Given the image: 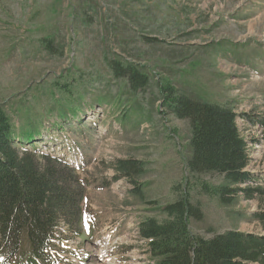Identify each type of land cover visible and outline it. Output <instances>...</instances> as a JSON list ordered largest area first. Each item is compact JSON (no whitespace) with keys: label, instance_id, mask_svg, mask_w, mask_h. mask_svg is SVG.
Listing matches in <instances>:
<instances>
[{"label":"rangeland","instance_id":"374dc122","mask_svg":"<svg viewBox=\"0 0 264 264\" xmlns=\"http://www.w3.org/2000/svg\"><path fill=\"white\" fill-rule=\"evenodd\" d=\"M114 63L149 83L133 92ZM169 86L235 108L264 182V0H0V108L86 184L81 235L61 227L56 264H150L139 224L164 222L183 196L203 214L190 221L200 238L264 236V197L224 206L205 193L223 178L187 169L190 125L169 113Z\"/></svg>","mask_w":264,"mask_h":264},{"label":"trees","instance_id":"16d2710c","mask_svg":"<svg viewBox=\"0 0 264 264\" xmlns=\"http://www.w3.org/2000/svg\"><path fill=\"white\" fill-rule=\"evenodd\" d=\"M109 66L133 92L149 83L148 76L133 66ZM165 91L169 113L190 125L187 169L192 175L212 174L224 180L222 186L206 187L205 193L224 206L239 195L250 200L264 197V182L247 170L250 153L235 108L191 99L170 86ZM44 143L32 129L18 134L0 108V264H56L53 253L63 235L61 227L66 226L67 236L81 235L86 184L65 159L40 150ZM135 166L126 162L119 169L129 175ZM162 213L164 222L145 219L138 227L150 264H264V236L235 230L210 239L194 235L190 221H201L203 214L187 197L165 206ZM253 218L264 230V212Z\"/></svg>","mask_w":264,"mask_h":264},{"label":"crops","instance_id":"0c3cea01","mask_svg":"<svg viewBox=\"0 0 264 264\" xmlns=\"http://www.w3.org/2000/svg\"><path fill=\"white\" fill-rule=\"evenodd\" d=\"M237 113V112H236Z\"/></svg>","mask_w":264,"mask_h":264}]
</instances>
